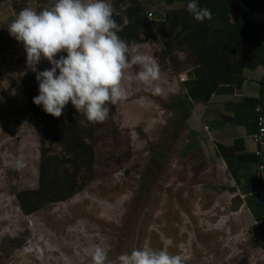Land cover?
I'll return each mask as SVG.
<instances>
[{"label": "rangeland", "instance_id": "374dc122", "mask_svg": "<svg viewBox=\"0 0 264 264\" xmlns=\"http://www.w3.org/2000/svg\"><path fill=\"white\" fill-rule=\"evenodd\" d=\"M109 2L114 12L116 0ZM51 3L0 0V264H92L97 246L107 251L105 264H112L145 243L184 255L185 264H248L254 251L236 245L234 228L225 219L231 216L229 195L220 193L213 167L184 127L179 78L189 66L176 50L172 59L179 65L170 62L155 41L137 46L155 58L159 79L151 87L125 81V99L109 105L103 122H90L99 162L94 177L82 171L73 198L23 214L16 195L38 187L41 151L49 140L37 131L23 85L25 76L36 73L7 26L17 10ZM144 5L150 12L167 9L161 1ZM36 67L51 65L42 59ZM54 151L60 152L56 146ZM23 238L20 246L16 241Z\"/></svg>", "mask_w": 264, "mask_h": 264}, {"label": "trees", "instance_id": "16d2710c", "mask_svg": "<svg viewBox=\"0 0 264 264\" xmlns=\"http://www.w3.org/2000/svg\"><path fill=\"white\" fill-rule=\"evenodd\" d=\"M156 1L167 9L156 7L150 12L144 5ZM199 3L211 11L210 19H193L186 11V0H116L114 11L118 24L123 16L129 20L118 35L130 45L155 41L173 64L177 63L172 59L176 50L184 54L189 68H199V78L184 84L194 102L208 100L221 82L242 73L249 64L248 54L256 49L259 33L257 25L240 22L245 8L256 5L254 0H199ZM23 80L37 131L49 140V146L41 151L38 187L16 195L22 212L32 215L46 206L70 200L80 189L81 172L94 177L92 172L99 162L91 123L87 120L85 125L81 123L84 118L71 102L59 117L45 113L42 106L33 103L38 94L35 75H27ZM55 146L59 153H55ZM84 180L88 182L91 177ZM24 241L23 238L16 242L21 246ZM260 246L264 249V231Z\"/></svg>", "mask_w": 264, "mask_h": 264}, {"label": "clouds", "instance_id": "9594fccd", "mask_svg": "<svg viewBox=\"0 0 264 264\" xmlns=\"http://www.w3.org/2000/svg\"><path fill=\"white\" fill-rule=\"evenodd\" d=\"M186 11L197 21L211 18V11L199 0H186ZM114 19L109 0H52L39 10L22 8L7 26L9 34L23 44L26 64L35 73L38 94L33 103L54 117L71 102L88 122H103L109 105L127 95L125 81H138L146 87L160 77L152 56L138 51L118 33L129 23ZM66 53L57 58L58 53ZM46 59L51 67L37 70ZM137 66L133 75L128 70ZM159 92L158 87L151 89ZM107 251L97 246L92 264H105ZM186 257L170 253L167 247L154 249L147 243L119 254L112 264H185Z\"/></svg>", "mask_w": 264, "mask_h": 264}, {"label": "crops", "instance_id": "0c3cea01", "mask_svg": "<svg viewBox=\"0 0 264 264\" xmlns=\"http://www.w3.org/2000/svg\"><path fill=\"white\" fill-rule=\"evenodd\" d=\"M254 1L256 5L247 6L240 20L259 27L256 49L248 54L249 64L242 73L221 82L208 100L199 102L189 97L186 82L179 78V83L185 91L184 127L203 161L213 167L220 193L229 195L231 216L225 219L234 228L236 245L254 251L248 264H264L260 246L264 203H259L264 191V145L255 142L257 120L264 117V0Z\"/></svg>", "mask_w": 264, "mask_h": 264}, {"label": "built area", "instance_id": "2783aa9c", "mask_svg": "<svg viewBox=\"0 0 264 264\" xmlns=\"http://www.w3.org/2000/svg\"><path fill=\"white\" fill-rule=\"evenodd\" d=\"M149 17H151V14H149ZM180 80L182 83H185L188 81V78L187 76H181ZM255 142L257 145H264V117L261 116L257 120V134L255 137ZM261 197L264 198V191L261 192Z\"/></svg>", "mask_w": 264, "mask_h": 264}, {"label": "water", "instance_id": "95a60500", "mask_svg": "<svg viewBox=\"0 0 264 264\" xmlns=\"http://www.w3.org/2000/svg\"><path fill=\"white\" fill-rule=\"evenodd\" d=\"M187 78L189 79V80H195V79H198L199 78V68L198 67H195V68H192L191 70H189L188 72H187ZM259 203L261 204V205H263V203H264V198L263 197H261L260 199H259ZM24 214V213H23ZM25 215V214H24ZM33 215V214H32ZM26 216H31V215H26Z\"/></svg>", "mask_w": 264, "mask_h": 264}, {"label": "flooded vegetation", "instance_id": "af4514ba", "mask_svg": "<svg viewBox=\"0 0 264 264\" xmlns=\"http://www.w3.org/2000/svg\"><path fill=\"white\" fill-rule=\"evenodd\" d=\"M174 52H175V51H174ZM174 52H173V54H174ZM183 56H184V54H183ZM172 57L175 58L174 55H172ZM184 58H185V61H184L183 64H186V57L184 56ZM168 60H169V59H168ZM175 60H176V59H175ZM176 61H178V60H176ZM170 62H172V61H170ZM178 65H179V64H178V62H177V66H178ZM177 66H176V68H178ZM178 100H180V99H178ZM181 100H183V98H182ZM73 197H74V196H73ZM73 197H72V198H73Z\"/></svg>", "mask_w": 264, "mask_h": 264}]
</instances>
